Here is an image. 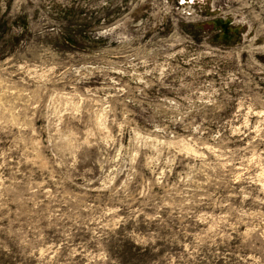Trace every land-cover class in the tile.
Returning <instances> with one entry per match:
<instances>
[{
    "label": "rangeland",
    "instance_id": "obj_1",
    "mask_svg": "<svg viewBox=\"0 0 264 264\" xmlns=\"http://www.w3.org/2000/svg\"><path fill=\"white\" fill-rule=\"evenodd\" d=\"M0 264H264V0H0Z\"/></svg>",
    "mask_w": 264,
    "mask_h": 264
}]
</instances>
